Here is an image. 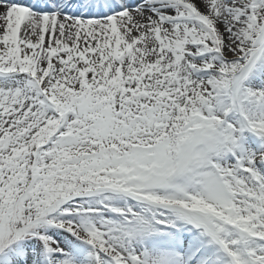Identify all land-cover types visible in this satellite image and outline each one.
Returning <instances> with one entry per match:
<instances>
[{"label":"snow or ice","instance_id":"6c2138e0","mask_svg":"<svg viewBox=\"0 0 264 264\" xmlns=\"http://www.w3.org/2000/svg\"><path fill=\"white\" fill-rule=\"evenodd\" d=\"M0 264H264V0H0Z\"/></svg>","mask_w":264,"mask_h":264}]
</instances>
